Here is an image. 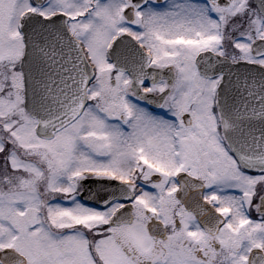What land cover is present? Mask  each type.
<instances>
[{"label": "snow or ice", "instance_id": "1", "mask_svg": "<svg viewBox=\"0 0 264 264\" xmlns=\"http://www.w3.org/2000/svg\"><path fill=\"white\" fill-rule=\"evenodd\" d=\"M0 264H264V0H0Z\"/></svg>", "mask_w": 264, "mask_h": 264}]
</instances>
